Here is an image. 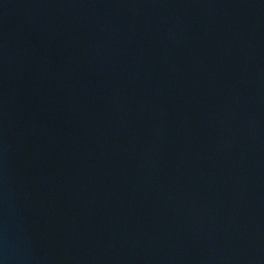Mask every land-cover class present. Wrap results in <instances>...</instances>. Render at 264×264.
<instances>
[{"label":"water","instance_id":"1","mask_svg":"<svg viewBox=\"0 0 264 264\" xmlns=\"http://www.w3.org/2000/svg\"><path fill=\"white\" fill-rule=\"evenodd\" d=\"M0 264H264V0H0Z\"/></svg>","mask_w":264,"mask_h":264}]
</instances>
